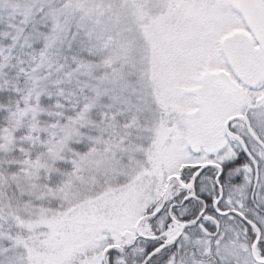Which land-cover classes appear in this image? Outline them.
Returning a JSON list of instances; mask_svg holds the SVG:
<instances>
[{
    "label": "snow or ice",
    "instance_id": "1",
    "mask_svg": "<svg viewBox=\"0 0 264 264\" xmlns=\"http://www.w3.org/2000/svg\"><path fill=\"white\" fill-rule=\"evenodd\" d=\"M0 264H264V0H0Z\"/></svg>",
    "mask_w": 264,
    "mask_h": 264
}]
</instances>
